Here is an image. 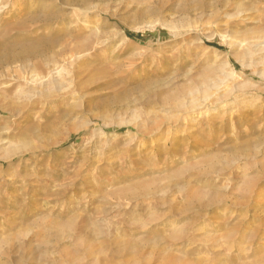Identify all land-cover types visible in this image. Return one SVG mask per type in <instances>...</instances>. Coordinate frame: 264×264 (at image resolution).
<instances>
[{
	"label": "rangeland",
	"instance_id": "374dc122",
	"mask_svg": "<svg viewBox=\"0 0 264 264\" xmlns=\"http://www.w3.org/2000/svg\"><path fill=\"white\" fill-rule=\"evenodd\" d=\"M231 38L264 0H0V264H264V50Z\"/></svg>",
	"mask_w": 264,
	"mask_h": 264
},
{
	"label": "bare ground",
	"instance_id": "6f19581e",
	"mask_svg": "<svg viewBox=\"0 0 264 264\" xmlns=\"http://www.w3.org/2000/svg\"><path fill=\"white\" fill-rule=\"evenodd\" d=\"M174 35V34H173ZM98 43V42H97ZM229 45H230V47L232 48V49H235L236 47H243L244 46V44H249L248 46L249 47H245V48H247L246 50H244V53H243V56H245L246 57V59H247V57L250 59V63L251 64H253V66L255 65V57H256V53L258 52V51H260V50H264V47H258V48H256V46L258 45V44H255L256 42H245L244 40H242V42H237V41H235L233 38H231V39H229ZM85 55V54H84ZM57 57H58V55H57ZM75 58H76V55L75 54H67L64 58H62V62H68V61H74L75 60ZM78 59H81V56L79 55L78 56ZM77 59V60H78ZM55 60H57V58L55 57V56H53L52 57V60H51V62H52V64L53 63H57V61H55ZM71 63V62H70ZM69 63V64H70ZM46 64V63H45ZM66 64H68V63H66ZM242 64H244V65H246L245 63H242ZM49 66H50V64H49ZM250 66V65H249ZM50 70L48 71V72H46V77H43V79H44V81H43V83H45V82H48L49 81V88L51 87V89H53V90H55L56 88H57V86H58V80L57 79H54L55 77L53 76V73L54 72H57V70H55V69H51V68H49ZM224 69V68H223ZM222 69V70H223ZM220 70V69H219ZM222 70H220L221 72H223ZM59 71V70H58ZM234 75V74H233ZM54 78H53V77ZM225 76H226V74H225ZM229 76H231L232 77V75L230 74V75H228L227 76V78L229 77ZM50 77L52 78V79H50ZM230 77V79H232ZM57 78V77H56ZM225 78V77H224ZM226 78V79H227ZM42 79V78H41ZM65 81V80H64ZM71 81V80H70ZM72 82V81H71ZM42 82H41V84H43ZM63 83V82H62ZM69 84V83H68ZM38 85V84H37ZM36 85V86H37ZM45 85V84H44ZM60 85H61V83H60ZM59 85V86H60ZM63 85V84H62ZM61 85V86H62ZM42 86V85H41ZM41 86L39 87V89L41 88ZM58 86V88H59V90H58V92H60V87ZM65 86V85H64ZM67 86V85H66ZM244 86V85H243ZM30 87V86H29ZM43 87V86H42ZM57 88V89H58ZM33 89H35V88H33ZM46 89H47V87H46ZM61 89H62V87H61ZM63 89H64V87H63ZM66 89V88H65ZM30 90V89H29ZM28 90V91H29ZM32 90V89H31ZM44 90V89H43ZM52 90V91H53ZM27 91V92H28ZM45 91V90H44ZM57 91V90H56ZM48 92V91H47ZM46 92V93H47ZM25 93V92H24ZM35 93H38V90L37 91H35ZM40 93V92H39ZM226 93H228V94H230L229 92H226ZM21 94H23V93H21ZM26 94V93H25ZM33 94V93H32ZM32 94H29L27 97H29L30 98V95H32ZM48 94V93H47ZM39 95V94H38ZM26 96V95H25ZM36 96V95H35ZM50 96H51V92H50ZM224 96H226V97H228V95H224ZM32 97V96H31ZM37 97V96H36ZM48 98V97H47ZM50 98V97H49ZM225 98V97H224ZM31 99H33V98H31ZM29 100V99H28ZM27 100V101H28ZM241 104V103H240ZM240 104H237L238 106H236V107H238L239 108V106H240ZM198 106V101L197 100H193L192 102H191V105L189 106V107H187L188 109L190 108V109H195L196 107ZM235 107V108H236ZM181 108H185L183 105L181 106ZM199 108V107H198ZM225 115V114H224ZM227 115V114H226Z\"/></svg>",
	"mask_w": 264,
	"mask_h": 264
}]
</instances>
